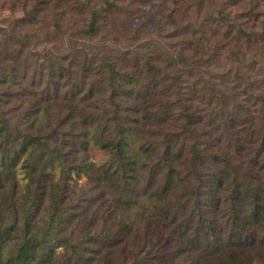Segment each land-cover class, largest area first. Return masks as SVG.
<instances>
[{
    "label": "trees",
    "instance_id": "16d2710c",
    "mask_svg": "<svg viewBox=\"0 0 264 264\" xmlns=\"http://www.w3.org/2000/svg\"><path fill=\"white\" fill-rule=\"evenodd\" d=\"M170 2L169 32L124 45L99 36L112 4L65 32L37 19L48 3L39 0L20 20L27 33L0 29L6 48L19 46L0 65V203L9 194L51 215L68 209L71 227L91 212L88 238L74 243L71 229L61 245L74 254L68 264L100 255L107 264L111 252L123 264H264V119L244 143L235 130L250 119L239 92L253 98L255 119L264 115V0ZM130 140L140 145L133 156ZM90 145L106 164L87 160ZM29 244L0 264L47 263L59 247Z\"/></svg>",
    "mask_w": 264,
    "mask_h": 264
},
{
    "label": "rangeland",
    "instance_id": "374dc122",
    "mask_svg": "<svg viewBox=\"0 0 264 264\" xmlns=\"http://www.w3.org/2000/svg\"><path fill=\"white\" fill-rule=\"evenodd\" d=\"M39 0H0V29H4L7 27L8 29H13L16 33H27L28 27L24 25L22 27L20 20H23L27 15H33L34 7ZM48 3L46 5V11L44 17H37L38 20L43 22L45 25L48 24L49 27L54 28L59 23H63L61 26V31L68 32V29H76L81 28L83 23H86L89 19L88 10L92 8H108L109 5H113L115 7L116 13H104V19L107 22V26H105L99 36L111 40H114L119 45H124L125 41H127L128 37L134 34H144L143 31H147L152 33L154 31L161 32H169L170 27L165 23L164 14L167 10L171 8H176L175 3H171L170 0H152L150 3L144 0H47ZM193 0H185L184 3H178L177 5H183L184 7L187 2H191ZM112 2V3H107ZM56 3V8L53 7V4ZM164 7V8H163ZM166 9V10H165ZM184 21V20H183ZM59 22V23H58ZM146 22V23H145ZM143 23L146 24V28L143 30V27H140ZM20 26V28H19ZM70 30V31H71ZM44 34L45 30L41 32H37ZM36 33V34H37ZM19 50V46L17 44H13L12 47L6 48L4 42L0 41V65L2 61L11 62L10 59L5 56H17ZM36 51L35 49H33ZM36 58H33L29 61L31 64L38 63V61H34ZM20 62L21 59H20ZM40 64V63H39ZM14 67L20 68L19 63L16 61L13 62ZM254 90V89H253ZM253 94V91H252ZM239 99L237 107L242 109L241 115L243 118L247 119V122L243 124L244 128L238 127L235 130L240 132L239 129H242V134L246 142L251 140L257 136L255 130L260 126L262 119H264V115H260L259 120L255 119L256 115L254 114L257 108L251 107L250 103L254 100L250 96H245L244 93L239 92ZM215 103L213 104V106ZM233 104H230L229 109H231ZM218 106V105H216ZM220 108V107H219ZM219 115H222L219 113ZM263 116V118H262ZM220 122L219 126L222 125L223 120H218ZM215 128V127H214ZM213 127H210V133L220 134L222 131H217ZM234 130V132H235ZM255 134L251 135V132ZM264 136V132L261 133ZM213 136L212 139H214ZM227 136L223 135L221 138H216L218 140L224 141ZM206 139V138H201ZM207 140L208 143H212L213 140ZM215 140V139H214ZM254 141V144L257 140ZM260 139L258 138L257 146L260 143ZM203 140H201V143ZM205 142V143H207ZM253 144V145H254ZM140 145L137 140H130L128 143V150L130 154L133 156L135 153H139ZM248 147V146H247ZM222 149L226 150L224 147ZM221 149V155H225L223 150ZM230 152L227 153V155ZM87 160L94 164L97 167H100L108 162L109 155L106 151L98 148L97 146L90 145L87 148ZM142 155V159H143ZM245 158V157H244ZM245 161V159H244ZM247 161V160H246ZM236 163H242V158L237 157L235 159ZM21 162L16 164L17 169V180L19 184H24L26 181L24 179L23 172L20 171ZM77 181L79 184H83L86 181V177L80 176L79 178H75L72 182ZM79 193V192H78ZM8 198L2 200L0 203V255L2 258L10 257L14 254L15 247L19 242H27V244L34 242L33 244H29L27 246H35L36 242H39L41 246L45 247L44 253H48L51 245H57V252H55V256L47 263H44L43 259L39 260V258L34 260L32 259V264H68V260L72 259L74 254H71V251H65V249L61 246L66 243V238L71 229L75 230L73 232V242L85 241L88 238L89 229L86 228V225L92 219V213L89 212L86 215L80 216L81 221L80 224H77L73 227L68 225L70 213L68 209L63 208L60 210L59 214L55 216L51 215V208L39 209L38 211L35 208L31 207V204L28 202L27 204L17 202L15 198H11L9 194H7ZM48 203V201H47ZM46 203V205H48ZM62 206V205H60ZM71 211V210H70ZM25 224V230H24ZM100 227H102L100 221L98 222ZM95 222V228L98 225ZM29 227V231L27 232V228ZM96 228L95 230H103L105 227ZM86 228V232L84 231ZM88 233V234H87ZM44 235V240H41ZM46 249V250H45ZM106 254V253H105ZM104 254V256H105ZM87 257L88 254H85ZM103 255L97 257L96 261L92 264H103ZM110 262L107 264H123L117 254L111 252L109 257ZM24 262V258L21 260ZM73 262V260H72ZM74 263V262H73ZM130 264V262L126 263ZM167 264H171V261H167Z\"/></svg>",
    "mask_w": 264,
    "mask_h": 264
}]
</instances>
